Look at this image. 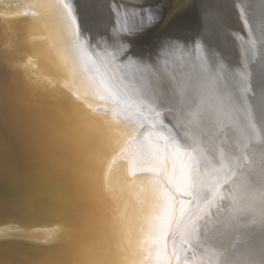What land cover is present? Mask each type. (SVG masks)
<instances>
[{
    "label": "bare ground",
    "instance_id": "6f19581e",
    "mask_svg": "<svg viewBox=\"0 0 264 264\" xmlns=\"http://www.w3.org/2000/svg\"><path fill=\"white\" fill-rule=\"evenodd\" d=\"M197 1V17H188V7L175 11L178 0L50 2L55 3L64 20L70 10L72 26L122 95L146 109L157 126L168 121L171 131L159 127L161 132L179 137L182 148L197 156L203 185L193 189V195L178 192L162 176L173 193L185 194V202H191L187 208H191L195 219L190 238L182 235L184 223L190 219L187 215L179 228L176 224L171 227L164 264H264V153L259 151L254 137L260 126L256 124L261 122L264 126V92H257L248 77L258 70L253 60L236 62L219 55L223 43L227 45L229 40L223 33L233 27L230 23L225 28V23L234 14L240 15L238 11L249 15L251 6H247L252 0ZM41 2L26 0L23 7L17 8L12 0H0L2 16L26 15L30 10L33 17L0 21V38L8 53L22 56L31 51L37 57V66L29 67L30 72L26 65H19L22 77L31 84H44L43 92H50V96L42 95L38 101L48 105L52 119L62 116L59 120L67 126L72 171L69 174H73L72 182L77 186L76 204L83 207L81 217L73 220L76 259L71 264H147L148 252L141 248L146 243L140 242L148 197L139 182L125 184L106 176V157L117 141L123 146V131L94 115L91 118L89 111L71 101L59 87L58 82L65 80L76 89L77 80L59 63L65 47L59 45L58 39H53L54 44L49 47L45 41L38 42V46L43 45L40 48L29 49L28 38L33 43L36 36L45 40L53 35L55 26L51 27V21L44 29L45 23H37V15L48 14L47 4ZM39 76L45 80H38ZM81 98L93 103L85 94ZM237 125L247 132V146L241 141ZM143 127L138 128L141 134L133 138L136 146L145 142L148 133L156 138L152 142L161 144L157 131L151 127L141 130ZM237 146L242 147L234 162L227 163ZM245 156L247 165L239 169ZM121 161L118 163H124ZM103 184L116 191L114 202L107 198ZM71 207L61 220L65 226L73 222ZM78 227L83 230L79 232L80 239ZM41 236L54 237L51 232Z\"/></svg>",
    "mask_w": 264,
    "mask_h": 264
},
{
    "label": "water",
    "instance_id": "95a60500",
    "mask_svg": "<svg viewBox=\"0 0 264 264\" xmlns=\"http://www.w3.org/2000/svg\"><path fill=\"white\" fill-rule=\"evenodd\" d=\"M24 1L26 0H12V4L21 8ZM50 1L42 0V4H47L48 14L43 17L37 15L39 19L36 20L39 25L45 23L43 29L48 28L49 21H51V27L55 26L52 38L47 36L48 38L43 40L36 36V41L33 40V43L30 42L31 38H28L27 44L29 49L35 50L36 47L40 48L42 45L38 46V42L46 41L44 45L49 47L50 44H54L53 39H58L59 45L65 47L64 58H61L59 63L65 65V72L75 76L77 80L74 83L76 89L65 80L58 82L59 87L62 86L66 91V93L63 91L65 95L105 124H107L105 121L110 122L109 125L122 130V137H124L122 142L125 147L133 148L134 145L136 147L133 138L141 134L138 128L144 126L141 130L151 127L158 132L161 144L165 143L162 138L166 137L169 143L175 141L182 148L179 137L161 132L160 128L163 127L171 131L167 124L168 121L165 122L166 125L157 126L146 109L128 101L113 85L103 64L78 35L75 27L72 26L75 36L69 35L65 20L58 15L55 3ZM262 3H264L263 0H252L247 6H251L249 15H243L238 11L240 15L234 14L233 19L230 18L225 23V28L230 23L233 27L230 29L228 27L227 32L223 33L229 40H224V42L227 41V45L223 43L224 49L219 53L222 57L236 62L253 60L258 65V70L249 73L248 77H251L253 88L260 93L264 92V20L261 21L264 17V9ZM198 5L197 0H178V5H175L174 9L178 12L188 7V17L190 15L197 17L200 14ZM31 12L28 10L25 12L26 15L22 13L15 17L8 15L5 17L0 14V21L33 19ZM3 44L4 40L0 38V264H71L76 259V243L71 234L74 233L73 220L81 217L83 207L76 204L74 197L76 198L77 186L75 187L72 182L73 174L72 176L69 174L71 171L69 170L70 141L66 134L67 126H64L63 120H59L62 116L52 119L49 116L50 113L47 112L49 111L48 105L45 106L43 101H38L42 95L50 96V92H43L42 85L44 84H31L22 77V69L19 65H26L30 72L29 67L32 69L34 65L37 66L35 61L37 57L31 51L27 54L23 52L22 56L8 53ZM237 64L240 65V63ZM238 70L240 71V68ZM32 78L35 79V77ZM38 80L45 79L39 76ZM89 84L92 87H89ZM49 88L52 89V87ZM73 93H77L79 99ZM82 94L93 100V103L88 104L82 100ZM88 105H91V108ZM101 109L104 112L100 114ZM34 116L37 118L35 121ZM256 125L263 127L261 129L257 126L254 137L259 151L264 153V126L261 122ZM237 130L242 143L246 145L248 141L246 130L241 125H237ZM133 134L136 135L132 137ZM146 137L151 138V141L156 140L155 136L150 133L148 136L146 134ZM241 147L237 146L229 159L227 157L229 160L227 163L234 162ZM241 160L244 162L239 163L238 167L245 169L244 165H247L248 156ZM148 175L150 174H142L143 177ZM158 179L176 202L175 218H179V202L180 199L185 201V194L173 193L168 186L169 183L162 176ZM202 185L201 182L200 186ZM102 187L109 201L114 202L117 197L116 191L106 188L104 184ZM68 206H72L73 222L70 226H65L61 220L64 219ZM187 209L191 210L190 207ZM150 212L149 207L140 243L144 242L149 230ZM174 224L175 222L172 226ZM82 231L81 227L77 228L79 239V232ZM45 232H51L57 239L55 240L53 236H47L48 238L41 236ZM23 233L28 235H22ZM36 234L39 235L35 236ZM171 235V228H169L161 250H157L160 251V264H164L166 260L165 255L169 251ZM147 247H149L148 244H141L142 250ZM146 254L149 255V253ZM146 262L156 264V251L146 256Z\"/></svg>",
    "mask_w": 264,
    "mask_h": 264
},
{
    "label": "snow or ice",
    "instance_id": "6c2138e0",
    "mask_svg": "<svg viewBox=\"0 0 264 264\" xmlns=\"http://www.w3.org/2000/svg\"><path fill=\"white\" fill-rule=\"evenodd\" d=\"M70 17L71 12L69 10L67 17H65V25L69 35L74 37L75 33L72 31L74 21L70 20ZM88 86L92 87L91 84ZM73 95L79 99L77 93H73ZM88 107L91 108V105ZM87 114L92 118V113ZM162 139L165 141L164 144L154 143L145 137V142L138 144L134 149L122 146L117 141L111 148L106 161V176L110 175L125 184L136 185L139 182L142 186L141 191L148 197L151 212L149 230L145 239V243L149 247L145 250L148 251L149 255L156 251V264H160V251L157 250H161V245L165 241L173 222L179 228L187 215L190 219L184 223L182 235L190 238L195 231V219L192 218V213L187 209V203L191 202L181 200L179 202V218H175L176 202L170 193L163 188L158 178L160 176L167 177L169 183L173 184L178 192L182 191L186 195H193V189H196L201 183L197 157L192 152L181 148L175 141L169 143L166 137ZM117 151V155H112ZM119 160H123L124 163H118ZM145 173L150 175L143 177L142 174ZM197 196H193V199H197ZM184 242H187V239Z\"/></svg>",
    "mask_w": 264,
    "mask_h": 264
}]
</instances>
